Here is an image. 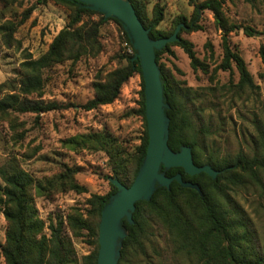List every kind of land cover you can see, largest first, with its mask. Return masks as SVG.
Here are the masks:
<instances>
[{"label": "rangeland", "instance_id": "rangeland-1", "mask_svg": "<svg viewBox=\"0 0 264 264\" xmlns=\"http://www.w3.org/2000/svg\"><path fill=\"white\" fill-rule=\"evenodd\" d=\"M202 0H144L146 14L152 18L154 6L163 11L159 29L172 31L173 20L192 13L191 2ZM224 16L233 23L264 31V8L243 0L224 4ZM68 6L53 0H0V98L19 93L20 64L46 53L54 37L68 25ZM95 19L94 17L92 18ZM201 29L181 32L180 37L192 45L194 56L204 70H194L186 53L170 46L161 55L165 75L180 93L187 92L186 108L196 131L200 128L204 153L234 157L239 152L251 154L256 129L264 128V79L259 54L264 35L246 37L241 31L228 35L229 45L243 59L254 85L238 90L239 75L234 64L230 70L219 68L223 59L222 33L212 14L200 15ZM97 48L82 53L76 60H65L42 71L40 94L20 98L57 104L56 110L39 114L9 111L0 114V166L16 161L41 186L30 188L36 217L42 224L39 237L49 239L50 226L59 225L63 239L71 246L76 264L90 254L93 245L86 231L75 237L67 217L75 210L86 218L92 195L109 191L108 154L103 150H72L64 140L87 133H104L115 147L131 154L143 131L138 109L140 77L131 76L121 87L118 98L90 111L80 108L93 97V83L108 72L124 65L132 54L121 31L113 22L101 25ZM175 86V87H176ZM179 92V91H178ZM78 168L74 180L83 191L54 190L55 177L63 166ZM131 168V163H128ZM54 182L50 184L49 181ZM0 185L2 181L0 179ZM229 206L235 208L248 230L252 244L264 251V174L260 182L247 181L228 192ZM6 221L0 212V247L5 243ZM120 260V255L117 264ZM0 264L4 258L0 250ZM122 264H199L193 257L177 251L166 229L157 221L148 222L143 251L129 252Z\"/></svg>", "mask_w": 264, "mask_h": 264}, {"label": "trees", "instance_id": "trees-1", "mask_svg": "<svg viewBox=\"0 0 264 264\" xmlns=\"http://www.w3.org/2000/svg\"><path fill=\"white\" fill-rule=\"evenodd\" d=\"M45 1V0H42ZM69 7L70 20L68 25L61 29L54 37L45 54L35 60L25 59L20 64V80L18 94H5L0 98V114L9 111L19 113L39 114L56 110L57 104L43 103V101H29L20 98L21 95L40 94L43 87L42 71L65 60H76L82 53L96 49L99 29L102 24L113 22L121 31L123 39L130 47L132 54L126 57L125 64L108 72L103 78L93 83V97L80 106L84 111L96 109L99 106L115 101L123 84L133 75L140 77V92L138 109L135 114L140 116L143 131L139 137V144L134 147L131 154H125L115 147L104 133H87L64 140V145L72 150L93 149L104 150L108 154L110 175L105 179H117L125 187H129L142 166L147 144V129L145 119L144 84L138 59H133L135 50L132 47L127 33L121 23L113 17H104L102 13L92 11L76 1L53 0ZM128 1L142 26L149 30L152 40L166 38L172 35L175 28L181 25L177 41L168 43L165 47L155 51V62L159 69L163 89V101L166 105L165 115L168 119L167 147L173 152H179L181 147H188L193 163L200 166H210L219 171L215 179L204 172L196 175L186 174L181 167L165 169L160 167V173L166 177L180 174L182 181L198 187H182L176 181H171L169 187L155 185L154 192L149 200H139L134 204L131 223L126 218L120 222L125 236L121 240L120 260L126 259L129 252H142L143 240L146 235L148 222L155 220L160 223L171 236L177 251L193 256L199 264H264V251H258L252 244L248 230L240 217V213L229 206L228 192L233 187L245 184L247 181L260 182L264 174V128L256 129L255 139L252 141L251 154L237 153L234 157L218 156L215 153H204L203 139L198 136L204 132L193 126V120L186 108V100L190 97L187 92L180 93V89L165 75L159 63L161 55L169 52L170 46L180 47L188 56L190 66L196 70H204L194 56L192 45L182 39L181 32L196 31L200 15L204 11L212 14L215 24L222 33L223 59L219 65L222 70H230L234 64L239 75L235 87L238 90L254 87L251 75L241 56L229 45L228 35L231 32L241 31L246 37H259L264 31H258L248 25L230 22L224 16V4L233 0H202L191 2L192 13L187 20L177 17L173 20L172 31L165 33L159 29L163 20V11L154 6L152 18L149 19L144 0ZM245 3L264 8V0H243ZM95 18L94 20L92 18ZM259 54L263 71L260 77L264 79V48L260 47ZM176 86V87H175ZM179 91V92H178ZM203 147V148H202ZM131 163V168H128ZM78 168L63 166L62 172L55 177L57 184L54 190L76 189L83 191L74 180ZM0 212L7 227L5 243L0 250L5 264H76L71 246L63 239L59 225L50 226L49 239L39 237L42 224L36 217L32 204L30 188H39L32 176L24 171L16 161L10 160L0 166ZM117 189L109 183V191L104 195H92L88 201L90 210L86 218L76 210L67 217V224L75 237L86 231L91 239L93 250L83 257L81 264H96L98 250V224L101 211L109 202L110 197L116 194Z\"/></svg>", "mask_w": 264, "mask_h": 264}, {"label": "water", "instance_id": "water-1", "mask_svg": "<svg viewBox=\"0 0 264 264\" xmlns=\"http://www.w3.org/2000/svg\"><path fill=\"white\" fill-rule=\"evenodd\" d=\"M73 1L81 3L92 11L102 13L104 17H113L121 23L135 50L133 59L139 61L144 84L148 137L146 154L137 176L129 187H125L117 179H108L116 187L117 192L110 197L109 202L102 209L98 224L96 264H117L121 240L125 236L120 222L126 218L131 223L135 202L149 200L156 184L168 188L173 180L182 187L198 190L196 185L183 182L180 174L173 177L164 176L159 171L160 167L165 169L181 167L186 174L191 176L204 172L212 179L216 178L219 171H214L207 165L196 166L188 147H181L179 152L173 153L166 144L168 119L165 115L166 105L163 101L159 69L155 62V51L162 49L168 43L177 41L181 25L175 28L171 36L152 40L149 37V30L142 26L132 5L126 0Z\"/></svg>", "mask_w": 264, "mask_h": 264}]
</instances>
